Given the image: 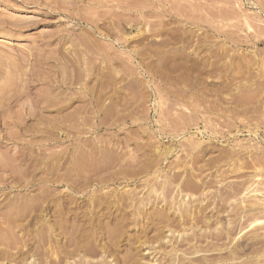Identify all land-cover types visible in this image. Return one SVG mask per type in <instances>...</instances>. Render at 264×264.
<instances>
[{"label": "rangeland", "instance_id": "374dc122", "mask_svg": "<svg viewBox=\"0 0 264 264\" xmlns=\"http://www.w3.org/2000/svg\"><path fill=\"white\" fill-rule=\"evenodd\" d=\"M0 264H264V0H0Z\"/></svg>", "mask_w": 264, "mask_h": 264}]
</instances>
